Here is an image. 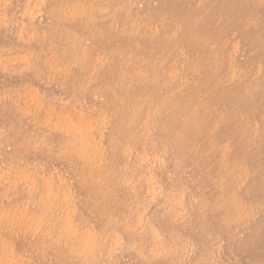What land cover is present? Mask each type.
Returning a JSON list of instances; mask_svg holds the SVG:
<instances>
[{"label": "rangeland", "instance_id": "obj_1", "mask_svg": "<svg viewBox=\"0 0 264 264\" xmlns=\"http://www.w3.org/2000/svg\"><path fill=\"white\" fill-rule=\"evenodd\" d=\"M166 1L0 0V243L9 264H264V0ZM41 136L38 148L31 140ZM98 167L117 188L95 205L83 171ZM35 225V237L18 232ZM6 257L0 251V263Z\"/></svg>", "mask_w": 264, "mask_h": 264}, {"label": "bare ground", "instance_id": "obj_2", "mask_svg": "<svg viewBox=\"0 0 264 264\" xmlns=\"http://www.w3.org/2000/svg\"><path fill=\"white\" fill-rule=\"evenodd\" d=\"M53 1H54V0H53ZM154 1H155V0H154ZM165 1H166V0H165ZM171 1H172V0H171ZM174 1H175V0H173V2H174ZM224 1H225V0H224ZM227 1H229V0H227ZM234 1H235V0H234ZM237 1H238V0H237ZM128 2H129V0H128ZM166 2H167V1H166ZM177 2H178V0H177ZM207 2H208V1H207ZM219 2H220V1H219ZM222 2H223V1H222ZM240 2H242V1H240ZM243 2H244V1H243ZM58 3H59V2H58ZM175 3H176V2H175ZM180 3H181V1H180ZM190 3H191V2H190ZM208 3H209V2H208ZM228 3H229V2H228ZM252 3H253V2H252ZM122 4H123V3H122ZM166 4H167V3H166ZM169 4H170V6L172 5L170 2H169ZM169 4H167V5H169ZM218 4H219V3H218ZM221 4H222V3H221ZM229 4H230V3H229ZM229 4H228V5H229ZM239 4H240V3H239ZM239 4L237 3V5H239ZM59 5H60V4H59ZM67 5H68V4H67ZM160 5H161V4H160ZM175 5H176V4H175ZM235 5H236V4H235ZM246 5H247V4H246ZM161 6H162V5H161ZM163 6H164V5H163ZM180 6H181V5H180ZM183 6H185V5H183ZM222 6H223V5H222ZM222 6H221V7H222ZM247 6H248V5H247ZM80 7H81V6H80ZM171 7H172V6H171ZM173 7H174V6H173ZM196 7H197V6H196ZM225 7H226V6H225ZM228 7H229V6H228ZM235 7H236V6H235ZM235 7H234V8H235ZM248 7H249V6H248ZM262 7H263V6H262ZM78 8H79V7H78ZM129 8H130V7H129ZM159 8H160V7H159ZM222 8H223V7H222ZM64 9H65V8H63V10H64ZM173 9H174V8H173ZM186 9H187V8H186ZM188 9H190L189 11H191L192 8L190 7V8H188ZM196 9H198V7H197ZM196 9H195V11H196V14H197L198 11H197ZM226 9H228V8H226ZM162 10H163V9H162ZM192 10H194V9H192ZM248 10H249V9H248ZM81 11H82V10H81ZM145 11H146V10H145ZM145 11H144V12H145ZM171 11H172V10H171ZM178 11H179V10H178ZM223 11H224V9H223ZM261 11H262V10H261ZM73 12H75V11H73ZM76 12H78V11H76ZM164 12H165V11H162V13H164ZM166 12L169 13V11H166ZM172 12H173V11H172ZM184 12H185V11H184ZM184 12H183V13H184ZM65 13H66V12H65ZM65 13H64V14H65ZM69 13H70V12H69ZM79 13H80V10H79ZM88 13H89V12H88ZM136 13H137V12H136ZM170 13H171V12H170ZM170 13H169V15H170L169 17L171 18V14H170ZM186 13H187V11H186L184 14L187 15ZM225 13H228V12H225ZM229 13H230V12H229ZM75 14H77V13H75ZM111 14H112V13H111ZM129 14H130V13H129ZM129 14H128V15H129ZM137 14H138V13H137ZM159 14H160V13H159ZM164 14H165V13H164ZM175 14H176V13H175ZM196 14H195V15H196ZM71 15H72V14H71ZM80 15H81V14H80ZM130 15H131V14H130ZM145 15H146V14H145ZM162 15H163V14H162ZM177 15H179V14H177ZM192 15H193V14H192ZM211 15H212V14H211ZM217 15H218V14H217ZM150 16H151V15H150ZM165 16H167V15H165ZM172 16H173V15H172ZM174 16H175V15H174ZM201 16H202V13H201ZM66 17H67V16H66ZM68 17H69V16H68ZM162 17H163V16H162ZM175 17H178V18H179V16H175ZM182 17H184V15H183ZM235 17H236V16H235ZM62 18H63V16H62ZM74 18H75V17H74ZM153 18H154V17H153ZM163 18H164V17H163ZM173 18H174V17H173ZM186 18H188V17L186 16L184 19H186ZM193 18H194V15H193ZM195 18H196V17H195ZM198 18H199V17H198ZM225 18H226V17H225ZM69 19H70V18H69ZM71 19H72V18H71ZM84 19H85V18H84ZM90 19H91V18H90ZM100 19H101V18H100ZM135 19H136V18H135ZM166 19H167V18H166ZM176 19H177V18H176ZM176 19H175V20H176ZM212 19H213V18H212ZM221 19H222V18H221ZM230 19H231V18H230ZM233 19H234V18H233ZM145 20H146V19H145ZM167 20H169V19H167ZM195 20H196V19H195ZM91 21H93V19H92ZM101 21H102V20H101ZM135 21H136V20H135ZM172 21H173V19H172ZM196 21H197V20H196ZM201 21H202V20H201ZM3 22H4V21H3ZM89 22H90V21H89ZM162 22H165V21L163 20ZM169 22H170V20H169ZM182 22H183V21H182ZM186 22H187V21H186ZM4 23H5V22H4ZM84 23H85V21H84ZM116 23H117V22H116ZM148 23H149V22H148ZM167 23H168V22H167ZM171 23H172V22H171ZM183 23H184V22H183ZM198 23H199V21H198ZM201 23H202V22H201ZM169 24H170V23H169ZM173 24H174V22H173ZM188 24H189V23H188ZM220 24H221V23H220ZM228 24H229V23H228ZM98 25H99V24H98ZM139 25H140V24H139ZM167 25H168V24H167ZM174 25H175V24H174ZM174 25L171 24L172 27H175ZM191 25H192V21H191ZM232 25H233V24H232ZM67 26H68V25H67ZM107 26H108V24H107ZM116 26H117V25H116ZM154 26H155V25H154ZM164 26H165V24H164ZM171 26H170V25H169V27L167 26V29L170 28ZM184 26H185V25H184ZM214 26H215V25H214ZM6 27H7V25L5 26V28H6ZM65 27H66V26H65ZM81 27H82V26H81ZM93 27H94V26H93ZM111 27H112V26H111ZM138 27H139V26H138ZM189 27H190V26H189ZM66 28H67V27H66ZM66 28H65V29H66ZM165 28H166V27H165ZM184 28H186V26H185ZM232 28H233V27H232ZM57 29H58V28H57ZM67 29H68V28H67ZM67 29H66V30H67ZM104 29H105V28H104ZM138 29H139V28H138ZM138 29H137V30H138ZM144 29H145V28H144ZM157 29H158V28H157ZM160 29H161V28H160ZM162 29H163V28H162ZM174 29H175V28H174ZM115 30H116V29H115ZM155 30H156V29H155ZM165 30H166V29H165ZM169 30H171V29H169ZM175 30H176V29H175ZM175 30H174V31H175ZM179 30H180V29H179ZM44 31H45V30H44ZM54 31H55V30H54ZM58 31H60V30H58ZM64 31H65V30H64ZM67 31H68V30H67ZM143 31H144V30H143ZM188 31H189V30H188ZM188 31H187V32H188ZM52 32H53V30H52ZM70 32H71V31H70ZM111 32H112V31H111ZM111 32L109 31V32H107V33H108V34H109V33L112 34ZM113 32H114V34H115V31H113ZM168 32H169V31H168ZM170 32H172V31H170ZM177 32H178V31H177ZM187 32H186V33H187ZM41 33H42V32H41ZM43 33H44V32H43ZM49 33H51V32H49ZM60 33H62V31H60ZM71 33H72V32H71ZM71 33H69V32L66 33V32H65V35L63 34V37H64V38H66V37L68 38V37L71 36ZM118 33H119V32H118ZM133 33H134V31H133ZM136 33L138 34V31H137ZM157 33H158V32H157ZM162 33H163V32H162ZM178 33H179V32H178ZM182 33H183V32H182ZM182 33H181V34H182ZM37 34H38V33H37ZM122 34H123V32L121 33V35H122ZM151 34H152V32H151ZM164 34H165V33H164ZM183 34H184V33H183ZM46 35H47V34H46ZM48 35H49V34H48ZM118 35L120 36V34H118ZM124 35H125V34H123V36H124ZM133 35H134V34H133ZM135 35H136V34H135ZM172 35H173V34H172ZM172 35H171V36H172ZM184 35L188 36V33H187V34H184ZM234 35H235V34H234ZM38 36H39V35H38ZM51 36H52V35H51ZM56 36H57V35H56ZM60 36H62V34L59 35L58 38H60ZM116 36H117V35H116ZM116 36H115V37H116ZM131 36H132V35H131ZM157 36H158V35H157ZM160 36H161V35H160ZM162 36H163V35H162ZM162 36H161V37H162ZM164 36H165V35H164ZM166 36L168 37V35H166ZM169 36H170V35H169ZM174 36H175V35H174ZM255 36H256V35H255ZM63 37H62L61 39H63ZM77 37H78V36H77ZM93 37H94V36H93ZM111 37H112V36H111ZM113 37H114V36H113ZM172 37H173V36H172ZM177 37H179V36H177ZM181 37H183V36L181 35ZM189 37H190V35H189ZM191 37H192V35H191ZM51 38H52V37H51ZM70 38H72V37H70ZM73 38H74V37H73ZM75 38H76V37H75ZM121 38H122V39H123V38L125 39V37H121ZM121 38H120V39H121ZM159 38H160V37H159ZM187 38H188V37H187ZM118 39H119V38H118ZM148 39H149V38H148ZM150 39H151V37H150ZM169 39L171 40L170 37H169ZM173 39H174V38H173ZM181 39H182V38H181ZM181 39H180V40H181ZM254 39H255V38H254ZM256 39H257V38H256ZM57 40H58V39H57ZM155 40H156V39H155ZM162 40H163V39H162ZM167 40H168V39H167ZM170 40H169V41H170ZM182 40H183V39H182ZM182 40H181V41H182ZM89 41H90V40H89ZM105 41H107V39H106ZM108 41H109V40H108ZM108 41H107V42H108ZM116 41H117V39H116ZM116 41H115V42H116ZM156 41H158V40H156ZM156 41H155V42H156ZM187 41H188V40H187ZM224 41H225V40H224ZM59 42H60V41H59ZM61 42H62V41H61ZM63 42H66V44H65V43H63V44L66 45L67 47H68V45H67L68 43H69V45H70V42H67L66 40L63 41ZM109 42H110V41H109ZM118 42H119V41H118ZM126 42H127V39H126ZM152 42H154V41L151 40V43H152ZM159 42H160V41H159ZM163 42H164V44H165V41H163ZM172 42H173V41H172ZM177 42H178V41H177ZM190 42H191V41H190ZM205 42H207V41H205ZM45 43H46V42H45ZM121 43H122V41H121ZM156 43H157V42H156ZM173 43H174V42H173ZM173 43H172V44H173ZM192 43H193V41H192ZM229 43H230V42H229ZM49 44H50V43H49ZM63 44H62V45H63ZM112 44H114V43H112ZM112 44L110 45L111 48H112ZM116 44H117V43H116ZM164 44H163V45H164ZM166 44H167V43H166ZM166 44H165V45H166ZM180 44H181V43H180ZM240 44H241V43H240ZM262 44H263V43H262ZM72 45H73V44H72ZM118 45H119V43L117 44V46H118ZM157 45H158V44H157ZM163 45H162V46H163ZM169 45H170V44H169ZM191 45H192V44H191ZM205 45H206V44H205ZM218 45H219V44H218ZM255 45H256V44H255ZM255 45H253V46H255ZM263 45H264V44H263ZM73 46H74V45H73ZM94 46H95V45H94ZM113 46H114V45H113ZM158 46H159V45H158ZM184 46H187V44L184 45ZM198 46H200V45H198ZM198 46H197V47H198ZM201 46H202V45H201ZM74 47H76V46H74ZM74 47H73V48H74ZM82 47H83V46H82ZM89 47H90V46H89ZM114 47H115V46H114ZM120 47H121V46H120ZM152 47H153V46H152ZM202 47H203V46H202ZM215 47H216V46H215ZM260 47H261V46H260ZM49 48H50V47H49ZM51 48H52V47H51ZM121 48H122V47H121ZM140 48H141V47H140ZM153 48H154V47H153ZM165 48H166V47H165ZM171 48H172V45H171ZM173 48L175 49V48H177V47H173ZM173 48H172V50H173ZM210 48H211V46H210ZM262 48H263V47H262ZM262 48H261V49H262ZM109 49H110V48H109ZM114 49H115V48H114ZM212 49H213V48H212ZM218 49H219V48H218ZM218 49H217V50H218ZM242 49H243V48H242ZM263 49H264V48H263ZM59 50H60V49H59ZM59 50H58V51H59ZM77 50H78V49H77ZM81 50H82V49H81ZM94 50H95V49H94ZM140 50H141V49H140ZM140 50H139V51H140ZM166 50L168 51L167 48H166ZM178 50H179V49H178ZM178 50H176V51H178ZM217 50H216V51H217ZM245 50H246V49H245ZM257 50H258V49H257ZM47 51H48V50H47ZM71 51H72V50H71ZM169 51H171V50H169ZM184 51H185V50H184ZM212 51H215V49H213ZM219 51H220V50H219ZM243 51H244V50H243ZM74 52H75V51H74ZM80 52H81V51H80ZM82 52H83V50H82ZM110 52H111V51H110ZM163 52H164V51H163ZM237 52H238V51H237ZM42 53H43V52H42ZM85 53H86V52H85ZM97 53H98V52H97ZM167 53H168V52H167ZM169 53H170V52H169ZM174 53H175V52H174ZM82 54H83V53H82ZM102 54H104V53H102ZM111 54H112V53H111ZM120 54H121V53H120ZM130 54H131V53H130ZM133 54H134V53H133ZM216 54H217V53H216ZM39 55H40V54H39ZM55 55H56V54H55ZM113 55H114V54H113ZM122 55H123V54H122ZM162 55H165V53H162ZM263 55H264V54H263ZM80 56H81V55H80ZM127 56H128V55H127ZM160 56H161V55H160ZM165 56H166V55H165ZM170 56H171V55H170ZM170 56H169V58H170ZM172 56H173V55H172ZM201 56H202V55H201ZM73 57H74V56H73ZM75 57H76V55H75ZM81 57H82V56H81ZM104 57H105V56H104ZM112 57H114V56H112ZM121 57H122V56H121ZM163 57H164V56H163ZM219 57H220V56H219ZM78 58H79V57H78ZM107 58H108V57H107ZM263 58H264V57H263ZM263 58H262V59H263ZM71 59H72V58H71ZM76 59H77V58H76ZM83 59H84V58H83ZM162 59H163V58H162ZM218 59H219V58H218ZM259 59H260V58H259ZM262 59H260V60H262ZM106 60H107V59H106ZM106 60H105V61H106ZM111 60H112V59H111ZM130 60H131V59H130ZM160 60H161V59H160ZM189 60H190V59H189ZM96 61H97V60H96ZM150 61H151V60H150ZM154 61H155V60H154ZM162 61H163V60H162ZM183 61H184V60H183ZM193 61H194V60H193ZM193 61H192V62H193ZM208 61H209V60H208ZM216 61H217V60H216ZM66 62H67V61H66ZM66 62H65V63H66ZM83 62H84V61H83ZM85 62H86V61H85ZM92 62H93V61H92ZM107 62H108V61H107ZM130 62H131V61H130ZM133 62H135V61H133ZM139 62H140V61H139ZM151 62H152V61H151ZM166 62H168V61H166ZM179 62H180V61H179ZM231 62H232V61H231ZM131 63H132V62H131ZM152 63H153V62H152ZM154 63H155V62H154ZM154 63H153V64H154ZM162 63H163V62H162ZM175 63H176V62H175ZM181 63L183 64V62H181ZM181 63H180V66H181ZM242 63H243V62H242ZM254 63H256V62H254ZM56 64H57V63H56ZM155 64H156V63H155ZM155 64H154V67H155ZM184 64H185V63H184ZM187 64H188V63H187ZM187 64H185V65H183V66H186ZM100 65H101V64H100ZM105 65H106V64H105ZM149 65H151V64H149ZM149 65H148V66H149ZM156 65H157V64H156ZM254 65H255V64H254ZM259 65H260V63H259ZM3 66H4V65H3ZM57 66H58V65H57ZM106 66H107V65H106ZM124 66H125V65H124ZM132 66H133V65H132ZM148 66H147V67H148ZM230 66H231V65H230ZM230 66L227 65V68H230V69H231ZM257 66H258V65H257ZM234 67H235V66H234ZM236 67L238 68V66H236ZM259 67H260V66H259ZM7 68H8V67H7ZM13 68H14V67H13ZM17 68H18V67H17ZM108 68H110V67H108ZM163 68H165V67H163ZM170 68H171V67H170ZM177 68H179V67L177 66ZM185 68H188V67L186 66ZM199 68H200V67H199ZM225 68H226V67H225ZM83 69H84V68H83ZM94 69H95V68H94ZM99 69H100V68H99ZM114 69H115V68H114ZM119 69H120V68H119ZM132 69H133V68H132ZM157 69H159V68H157ZM157 69H156V70H157ZM172 69H173V67H172ZM174 69H175V68H174ZM254 69H255V68H254ZM259 69H260V68H259ZM8 70H9V68H8ZM145 70H146V68H145ZM156 70H155L154 74L156 73ZM164 70H165V69H164ZM164 70L162 69V71H164ZM182 70H184V69H182ZM185 70H188V69H185ZM228 70H229V69H228ZM231 70H232V69H231ZM96 71H98V70H96ZM162 71H159V72H161V74H163V73L165 74V72H162ZM169 71H170V70L168 69V73H169ZM173 71H174V70H173ZM190 71H191V70H190ZM221 71H222V70H221ZM225 71H226V70H225ZM225 71H224V72H225ZM16 72H17V71H16ZM83 72H84V71H83ZM135 72H136V71H135ZM137 72H138L139 75H140V71H137ZM142 72H144V71H142ZM142 72H141V73H142ZM151 72H152V71L148 72V74H150ZM185 72H186V71H185ZM260 72H261V71H260ZM133 73H134V71H133ZM138 73H136V75H137ZM145 73H147V72H145ZM174 73H176V72H174ZM219 73H221V72H219ZM226 73H227V72H226ZM228 73H229V72H228ZM257 73H258V72H257ZM98 74H99V73H98ZM142 74H143V73H142ZM151 74H152V73H151ZM154 74H153V75H154ZM156 74H158V73H156ZM156 74H155V75H156ZM161 74H160V75H161ZM164 74H163V75H164ZM169 74H171V73H169ZM169 74H168V76H170ZM184 74H185V73H184ZM186 74H189V73H186ZM190 74H191V73H190ZM223 74H224V73H223ZM84 75H85V74H84ZM134 75H135V73L133 74V76H134ZM166 75H167V74H166ZM172 75H173V74H172ZM182 75H183V74H182ZM231 75H234V74H230V76H231ZM235 75H236V74H235ZM257 75H259V74H257ZM120 76H121V75H120ZM122 76L125 77L124 75H122ZM137 76H138V75H137ZM145 76H146V75H145ZM156 76H158V75H156ZM164 76H165V75H164ZM164 76H163V77H164ZM168 76H167V77H168ZM224 76H225V75H224ZM224 76H223V77H224ZM249 76H250V75H249ZM123 77H122V78H123ZM140 77H141V76H140ZM142 77H143V76H142ZM142 77L140 78L141 80L144 78V79L148 82V79H147V78H145V77L142 78ZM153 77H154V76H153ZM153 77H152V78H153ZM163 77H162V79H163ZM170 77H171V76H170ZM180 77H181V74H180ZM237 77H238V76H237ZM120 78H121V77H120ZM122 78H121V79H122ZM134 78H135V76H134ZM137 78H138V77H137ZM172 78H173V76H172ZM174 78H175V77H174ZM174 78H173V80H174ZM181 78H182V77H181ZM184 78H185V77H184ZM226 78H229V77L226 76ZM254 78H255V77H254ZM257 78H258V77H257ZM99 79H100V78H99ZM127 79H128V78H127ZM127 79H125V81H126ZM150 79H151V77H150ZM153 79H154V78H153ZM160 79H161V78H160ZM160 79H159V80H160ZM162 79H161V80H162ZM168 79H169V78H167L166 80H168ZM232 79H234V78H232ZM255 79H256V78H255ZM116 80H117V79H116ZM116 80H115V81H116ZM118 80H119V78H118ZM123 80H124V78H123ZM137 80H139V78H138ZM137 80H136V81H137ZM155 80H157V78H155ZM159 80H158V81H159ZM161 80H160V81H161ZM170 80H172V79H170ZM177 80H178V79H177ZM179 80H180V79H179ZM184 80H185V79H184ZM223 80H224V79H223ZM258 80H259V79H258ZM142 81H143V80H142ZM158 81H157V82H158ZM168 81H169V80H168ZM175 81H176V80H175ZM181 81H182V79H181ZM96 82H97V81H96ZM116 82L119 83L120 81H119V82L116 81ZM143 82H144V81H143ZM152 82H155V84H156V81H152ZM152 82H151V83H152ZM162 82H164V81H162ZM165 82L167 83V81H165ZM169 82H170V81H169ZM173 82H174V81H173ZM182 82H183V81H182ZM237 82H239V81L237 80ZM257 82H258V81H257ZM120 83L124 84L123 81L120 82ZM120 83H119V84H120ZM170 83H171V82H170ZM174 83H175V82H174ZM174 83H173V86H174ZM183 83H184V82H183ZM183 83H182V84H183ZM137 84H138V83H137ZM141 84H143V83H141ZM149 84H150V83H149ZM164 84H165V83H164ZM177 84H178V83H177ZM180 84H181V83H180ZM180 84H179L178 86H180ZM223 84H224V83H223ZM99 85H100V84H99ZM103 85H104V84H103ZM117 85H118V84H117ZM124 85H125V84H124ZM124 85H123V86H124ZM167 85H168V84H167ZM220 85H222V84H220ZM141 86H142V85H141ZM144 86H145V85H144ZM155 86H156V85H155ZM175 86H176V85H175ZM208 86H209V85H208ZM241 86H242V85H241ZM125 88H126V87H125ZM177 88H178V87H177ZM209 88H210V87H209ZM81 89H82V88H81ZM99 89H100V88H99ZM131 89H132V88H131ZM174 89H175V88H174ZM202 89H203V88H202ZM78 90H79V89H78ZM78 90H77V91H78ZM82 91H83V90H82ZM159 91H160V89H159ZM159 91H158V92H159ZM195 91H196V90H195ZM200 91H201V90H200ZM150 92H151V91H150ZM208 92H209V91H208ZM213 92H214V94L216 95V97H217L218 99H224V98H227L229 101L235 102V101H236V98H237L235 95H233V94H231V93L229 94V92H228V94H223V93H221V92L219 91L218 88H214V89H213ZM255 92H256V91H255ZM99 93H100V92H99ZM112 93H113V92H112ZM132 93H133V92H132ZM154 93H155V92H154ZM184 94H185V93H184ZM128 95H130V94H128ZM131 95H133V94H131ZM141 95H142V94H141ZM208 95H211V94L208 93ZM87 96H88V95H87ZM112 96H113V95H112ZM117 96H118V95H117ZM117 96H115L114 98H116ZM154 96H155V94H154ZM184 96H185V95H184ZM85 97H86V96H85ZM91 97H92V94H91ZM118 97H119V96H118ZM133 97H134V95H133ZM135 97H136V96H135ZM145 97L147 98V96H145ZM162 97H163V96H162ZM209 97H210V96H209ZM127 98H129V96L127 97L125 94L122 95L121 100H120V104H121V106L124 105V103L127 101ZM214 98H215V97H214ZM186 99H187V98H186ZM240 99H241V98H240ZM242 99H243V98H242ZM75 100H76V99H75ZM133 100H134V99H133ZM141 100H142V98H141ZM212 100H213V99H212ZM228 100H226V101H228ZM243 100H244V99H243ZM149 101H151V100L149 99ZM149 101H148V99H147V102H149ZM190 101H191V100H190ZM221 101H222V100H221ZM221 101H220V104H221ZM239 101H240V100H239ZM247 101L249 102L248 99H247ZM247 101H246V103H247ZM115 102H116V101H115ZM115 102H114V103H115ZM118 102H119V101H118ZM147 102L145 101V103H147ZM151 102H152V101H151ZM194 102H195V101H194ZM212 102H214V101H212ZM242 102H243V101H242ZM77 103H78V101H77ZM136 103H137V101H136ZM214 103H215V102H214ZM223 103H224V102H223ZM225 103H226V102H225ZM128 104H129V103H128ZM170 104H171V103H170ZM220 104H219V105H220ZM168 105H169V104H168ZM174 105H175V104H174ZM195 105H196V104H195ZM223 105H224V104H223ZM223 105H221V106H223ZM226 105H227V103H226ZM226 105H225V106H226ZM230 105H231V103H230ZM242 105H243V104H242ZM245 105H246V104H245ZM129 106H130V105H129ZM134 106H135V105H134ZM161 106H163V105H161ZM165 106H167V105H165ZM172 106H173V105H172ZM188 106H189V105H188ZM210 106H211V104H210ZM234 106H235V104H234ZM240 106H241V105H240ZM252 106H253V104H252ZM141 107H142V105H141ZM183 107H184V106H183ZM208 107H209V106H208ZM215 107H216V106H215ZM223 107H224V106H223ZM101 108H102V107H101ZM123 108H124V107H123ZM126 108H127V107H126ZM136 108H137V107H136ZM136 108H135V109H136ZM139 108H140V107H139ZM139 108H137V109H139ZM143 108H144V107H143ZM168 108H169V107H168ZM241 108H242V107H241ZM243 108H244V107H243ZM248 108H249V107H248ZM119 109H120V108H119ZM149 109H150V108H149ZM166 109H167V108H166ZM200 109H201V107H200ZM235 109H236V108H235ZM245 109H246V108H245ZM127 110H128V109H127ZM140 110H141V109H140ZM140 110H139V111H140ZM152 110H153V109H152ZM155 110H156V109H155ZM155 110H154V111H155ZM164 110H165V109H164ZM198 110H199V109H198ZM240 110H241V109H240ZM101 111H102V110H101ZM116 111H117V110H116ZM158 111H159V110H157V113H158ZM161 111H162V110H161ZM213 111H215V108H214ZM231 111H232V110H231ZM237 111H238V110H237ZM237 111H236V112H237ZM250 111H251V109H250ZM133 112H134V111H133ZM149 112H151V111H149ZM234 112H235V110H234ZM238 112H239V111H238ZM92 113H93V112H92ZM142 113H143V112H142ZM151 113H153V112H151ZM155 113H156V112H155ZM179 113H180V112H179ZM223 113H226V112H223ZM228 113H230V111H229ZM228 113H227V114H228ZM136 114H137V113H136ZM153 114H154V113H153ZM230 114H231V113H230ZM235 114H236V113H235ZM239 114H241V112H239V113L237 114V116H238ZM260 114H262V113H259V115H260ZM101 115H103V114H101ZM139 115H140V114H139ZM143 115H144V114H143ZM143 115H142V116H143ZM161 115H163V113H162ZM161 115L158 113V117H160ZM187 115H188V113H187ZM233 115H234V114H233ZM251 115H252V114H251ZM214 116H215V115H214ZM218 116H219V115H218ZM222 116H223V115H221V119L223 118ZM224 116H226V115H224ZM229 116H230V115H229ZM235 116H236V115H235ZM93 117H94V116H93ZM101 117H102V116H101ZM103 117H104V115H103ZM103 117H102V118H103ZM125 117H126V116H125ZM133 117H134V116H133ZM150 117H152L151 114H150ZM190 117H191V116H190ZM190 117H189V118H190ZM212 117H213V116H212ZM232 117H233V116H231V118H232ZM238 117H239V116H238ZM245 117H246V116H245ZM245 117H244V118H245ZM97 118H98V117H97ZM136 118H137V117H136ZM144 118H145V116H144ZM166 118H167V117H166ZM219 118H220V117H219ZM247 119H248V118H247ZM146 120H147V119H146ZM153 120H154V116H153ZM159 120H160V119H159ZM177 120H178V119H177ZM224 120H227V117H226L225 119H223V121H224ZM245 120H246V118H245ZM94 121H95V120H94ZM99 121L103 122L104 124H105V123L108 124V123H110V122L112 121V116L105 117V118H103V119H100ZM151 121H152V118H151L150 122H151ZM242 121H243V120H242ZM247 121H248V120H246V122H247ZM146 122H147V121H146ZM208 122H210V121H208ZM213 122H214V121H213ZM244 122H245V121H244ZM248 122H249V121H248ZM250 122H251V121H250ZM96 123H97V125H99V124H98L99 122H93L92 125H91V124H89V125H90V126H93V125H96ZM129 123H130V122H129ZM155 123H156V122H155ZM223 123H224V122H223ZM225 123H226V122H225ZM100 124H101V123H100ZM106 124H105V125H106ZM189 124H190V123H189ZM196 124H197V122H196ZM208 124H209V123H208ZM172 125H174V124H172ZM221 125H222V124H221ZM102 126H103V125H102ZM143 126H144V125H143ZM188 126H189V125H188ZM224 126H225V125H224ZM262 126H263V125H262ZM56 127H57V125L55 126V128H56ZM58 128H59V126H58ZM152 128H153V127H152ZM218 128H219V126H218ZM259 128L261 129V127H259ZM131 129H132V128H131ZM170 129H171V128H170ZM199 129H200V128H199ZM251 129H252V128H251ZM260 129H259V130H260ZM262 129H263V128H262ZM143 130H145V129H143ZM200 130H201V129H200ZM254 130H255V129H254ZM254 130H253V132H254ZM51 131H52V130H51ZM146 131H147V130H146ZM174 131H175V130H174ZM251 131H252V130H251ZM135 132H136V131H135ZM195 132H196V131H195ZM253 132H251V133L254 134ZM32 133H33V132H32ZM49 133H50V132H49ZM60 133H61V132H60ZM116 133H117V132H116ZM141 133H142V132H141ZM175 133H176V132H175ZM199 133H200V132H199ZM33 134H36V132L33 133ZM259 134H260V133H259ZM138 135H139V134H138ZM254 135L256 136V134H254ZM254 135H253V136H254ZM263 135H264V134H263ZM263 135H261V140H262V136H263ZM34 136H35V135H34ZM28 137H29V135H28ZM45 137H46V136H45ZM129 137H130V136H129ZM169 137H170V136H169ZM179 137H180V136H179ZM248 137H249V136H248ZM257 137H258V135H257ZM263 137H264V136H263ZM175 138H176V137H175ZM204 138H205V137H204ZM249 138H250V137H249ZM259 138H260V137H259ZM45 139H46V138H45ZM127 139H128V138H127ZM130 139H131V138H130ZM246 139H247V138H246ZM250 139H253V137L250 138ZM128 140H129V139H128ZM131 140H132V139H131ZM148 140H149V139H148ZM179 140H180V139H179ZM261 140H260V141H261ZM31 141H33L34 144H35L36 146H38V148H40L41 145H42L43 147L46 146V145H45V140H44V138H42V136H41V138H40V137L32 138ZM163 141H164V140H163ZM257 141L260 143L259 140H257ZM28 142H29V141H28ZM33 142H32V143H33ZM49 142H50V141H49ZM32 143H30V144L32 145ZM46 143H47V139H46ZM169 143H170V142H169ZM204 143H205V142H204ZM249 143H251V140H250ZM43 144H44L45 146H44ZM52 144H53V143H52ZM130 144H131V143H130ZM49 145H51V144H49ZM49 145H48L46 148H48ZM131 145H132V144H131ZM138 145H139V144H138ZM228 145H229V144H228ZM247 145H248V144H247ZM249 146H250V144H249ZM55 147H57V146H53V148H52V145H51V147H49V148H52L53 150H56L57 148H55ZM134 147H135V146H134ZM54 148H55V149H54ZM63 148H64V146H63ZM34 149H35V148H34ZM155 149H156V148H155ZM217 149H218V148H217ZM221 149H222V148H221ZM225 149H226V148H225ZM225 149H222V150H225ZM42 150H43V149H42ZM48 150H49V149H48ZM259 150H260V149H259ZM34 151H36V150H34ZM58 151H59V150H58ZM62 151H66V150L63 149ZM62 151H61V152H62ZM217 151H218V150H217ZM235 151H236V150H235ZM46 152H47V151H46ZM51 152H53V151H51ZM47 153H48V152H47ZM53 153H55V151H54ZM66 153H67V154H70L69 150H67ZM255 153H256V152H255ZM255 153H254V154H255ZM260 153H261V152H260ZM48 154H49V153H48ZM50 154H51V153H50ZM67 154H66V155H67ZM128 154H129V153H128ZM233 154H234V153H233ZM46 155H47V154H46ZM59 155H60V154H59ZM179 155H180V154H179ZM193 155H195V154H193ZM62 156H64V155H62ZM124 157H126V156H124ZM194 157H195V156H194ZM189 158H190V157H189ZM204 158H205V157H204ZM222 158H223V157H222ZM226 158H227V157H226ZM224 159H225V158H224ZM224 159H223V160H224ZM127 161H128V160H127ZM198 161H199V159H198ZM200 162H201V161H200ZM125 163H126V161H125ZM143 163H144V162H143ZM146 164H147V163H146ZM148 164H149V162H148ZM199 164H200V163H199ZM257 164H258V163H257ZM257 164H256V165H257ZM38 166H39V165H38ZM221 166H222V165H221ZM81 167H82V165H81ZM83 167H84V166H83ZM83 167H82V168H83ZM99 167H100V166H99ZM99 167L96 169L97 174L95 173V169H94V170L92 169L93 172L95 173V175H93V174H91V173H86V171L84 170V171H83V173H84V174H83V175H84V178H83V179H84V182L81 180L84 184H85V182H87L86 184H87V186H89V188H90L91 190H94V189H95V190L97 191L98 194H97L96 192L94 193V194L96 195V198H97V200H96V199L93 200V203H94L95 205H97L98 203L100 204L101 202L105 201L107 198H112V196L115 194V189L117 188V187H115L116 185H115V186H112V185H111V184H113V183H112L113 181H111V179L106 178V180H104V179L102 178V176H100V174L102 175L103 172L101 173V171H99ZM224 167H225V166H224ZM6 168H8V167H6ZM38 168H39V167H38ZM202 168H203V167H202ZM249 168H250V167H249ZM10 169H11V168L9 167V170H10ZM203 169H204V168H203ZM225 169H226V168H225ZM250 169H251V168H250ZM92 170H91V171H92ZM110 170H112V169H110ZM6 171H8V170L6 169ZM18 171H19V170H18ZM34 171H35V170H34ZM80 171H81V169H80ZM88 171H89V170H88ZM88 171H87V172H88ZM104 171H105V170H104ZM250 171H252V170H250ZM14 172H15V170H14ZM14 172H13V173H14ZM20 172H21V171H20ZM36 172H37V171H36ZM36 172H35V174H36ZM98 172H99V173H98ZM112 172H113V171H112ZM208 172H209V171H208ZM13 173H12V174H13ZM81 173H82V172H81ZM106 173H107V172H106ZM106 173H105V174H106ZM109 173H110V172H109ZM12 174H11V175H12ZM35 174H34V176H35ZM14 175H16V174H14ZM19 175H21V174L19 173ZM2 176H3V174L1 175V177H2ZM9 176H10V175H9ZM36 176H38V175L36 174ZM107 176H109V174H107ZM220 176H221V178H222V175H220ZM5 177H6V176H5ZM105 177H106V176H105ZM111 177H113V176H111ZM228 177H230L229 174H228ZM228 177H227V178H228ZM37 178H38V177H37ZM245 178H246V176H245ZM3 180H5V178H3ZM86 180H87V181H86ZM251 180H252V179H251ZM221 181H222V180H221ZM248 181H249V180H248ZM107 182H108V183H107ZM114 182H115V181H114ZM263 182H264V180H263ZM4 183H6V182H4ZM7 183H9V181H7ZM7 183H6V184H7ZM83 183H82V184H83ZM214 183H215V181H214ZM118 184H119V183H118ZM118 184H117V185H118ZM261 184H262V183H261ZM10 185H11V184H10ZM13 185H14V184H13ZM219 185H220V184H219ZM52 186H53V185H52ZM84 186H85V185H84ZM0 187H1V186H0ZM55 187H56V186H55ZM55 187H54V188H55ZM119 187H120V185H119ZM1 188H3V186H2ZM1 188H0V189H1ZM14 188H15V185H14ZM16 188H17V187H16ZM221 188H222V186H221ZM3 189L6 190V189H8V188H5V185H4V188H3ZM3 189H2V190H3ZM12 189H13V187H12ZM17 189H18V188H17ZM219 189H220V188H219ZM95 190H94V191H95ZM3 191H4V190H3ZM7 191H8V190H7ZM9 191H10V189H9ZM221 191H222V190H221ZM13 192H14V189H13V191H12V194H14ZM17 192H18V191H17ZM89 192H90V190H89ZM1 193H3V192L1 191ZM1 193H0V194H1ZM8 193H9V192H8ZM8 193H7V194H8ZM259 193H260V192H259ZM9 194H10V193H9ZM9 194H8V195H9ZM44 194H46V193H44ZM219 194H220V193H219ZM4 195H6V194H5V191H4ZM10 195H11V194H10ZM10 195H9V196H10ZM14 195H15V194H14ZM224 195H225V194H224ZM262 195H263V194H262ZM15 196H16V195H15ZM1 197H3V194H2ZM1 197H0V200H1ZM7 197H8V196H7ZM13 197H14V196H13ZM86 197H87V196H86ZM223 197H224V196H223ZM11 198H12V197H11ZM14 198H15V197H14ZM21 198H22V197H21ZM229 198H231V196H229ZM3 199H6V198L3 197ZM16 199H17V198H16ZM23 199H24V197H23ZM236 199H238V198H236ZM6 200H8V199H6ZM37 200H38V199H37ZM39 200H41V199H39ZM230 200H231V199H230ZM232 200H233V199H232ZM232 200H231V203L233 204ZM241 200H242V199H241ZM25 201H26V200H25ZM212 201H214V200H212ZM233 201H235V200H233ZM8 202H9V201H8ZM26 202H27V201H26ZM32 202H33V201H32ZM229 202H230V201H229ZM229 202H227V203H229ZM3 203H4V202H3ZM11 203H12V200H11ZM11 203H10V204H11ZM238 203H240V202H238ZM43 204H44V203H43ZM243 204H244V202H243ZM243 204H242V206H243ZM3 205H4V204H3ZM3 205H2V206H3ZM41 205H42V203H41ZM219 205H220V204H219ZM236 205H237L236 207L239 206L238 204H236ZM254 205H255V204H254ZM254 205H253V206H254ZM256 205H258V204H256ZM256 205H255V206H256ZM101 206H102V205H100L99 207H101ZM217 206H218V205H217ZM230 206H231V205H230ZM232 206L234 207L235 205H232ZM247 206L249 207L248 204H247ZM260 206H261V205H260ZM219 207H220V206H219ZM240 207H241V205H240ZM257 207L260 208L259 205L256 206L255 208H257ZM6 208H7V207H6ZM9 208H10V206H9ZM101 208H102V207H101ZM227 208H228V207H227ZM255 208H254V209H255ZM237 209H238V208H237ZM241 209H242V208H241ZM254 209H253V210H254ZM263 209H264V208H263ZM175 210H176V209H175ZM232 210L234 211V208H232ZM238 210H239V209H238ZM242 210H243V209H242ZM210 211H211V210H210ZM244 211H245V210H244ZM249 211H250V210H249ZM255 211H256V210H254V212H252L251 214L255 213ZM21 212H23V211L21 210ZM25 212H26V211H25ZM214 212H215V211H214ZM237 212H238V211H237ZM8 213H12V214H14V216H15L14 224H15V225H17L18 223H20V222H19V217H18V218L16 217V216H18V215H17V213H16L15 211H13V210L10 209L9 211L5 212V214H8ZM43 213H44V212H43ZM112 213H113V212H112ZM177 213H178V212H177ZM240 213H241V212H240ZM240 213H239V214H240ZM249 213H250V212H249ZM259 213H260V212H259ZM259 213H258V214H259ZM262 213H263V211H262ZM262 213H260V214H262ZM233 214H234V213H233ZM235 214H236V213H235ZM242 214H243V213H242ZM210 215H211V214H210ZM0 216H2V215H0ZM232 216H233V215H232ZM232 216H231V217H232ZM250 216H251V215H250ZM234 217H235L236 220H237V218H239V215H238L237 217H236V216H233V218H234ZM260 218H261V217H260ZM213 219H214V218H213ZM247 219H248V218H247ZM253 219H254V218H253ZM255 220H256V219H255ZM255 220H254V221H255ZM212 221H213V220H212ZM223 222H224V221H223ZM236 222H237V221H236ZM244 222H245V219H244ZM249 222H250V221H249ZM23 223H24V222H23ZM34 223H35V222H34ZM34 223H33V225H34ZM232 224H233V223H232ZM20 225H21V224H20ZM220 225H221V224H220ZM223 226H224V225H223ZM34 227H36L37 231H36L35 228H34V229H35V230H34L33 227H31V229H33V231H31V232H23L24 230H23V231L18 230V232H20V233L26 235V237L29 236V237L32 238V237L37 236V235H38L37 232H39V231H38V228H37V225H35ZM225 228H226V226H225ZM229 228H230V226H229ZM31 229H30V230H31ZM60 229H61V228H60ZM225 230H226V229H225ZM41 231H42V230H41ZM41 231H40V232H41ZM70 231H71V230H70ZM70 231H68V232H70ZM18 232L14 233L13 236H14V237H15L16 235L18 236ZM43 232H44V230H43ZM71 233H72V232H71ZM20 235H21V234H20ZM90 235H91V234H90ZM88 238H89V236H88ZM18 239H19V238H18ZM74 239H75V238H74ZM84 239H86V238H84ZM84 239H83V241H84ZM89 239H91V238H89ZM89 239H87V240L89 241ZM95 240H96V239H95ZM250 240H251V239H250ZM258 240H259V239H258ZM83 241H82V242H83ZM88 241H87V242H88ZM90 241H91V240H90ZM92 241H93V239H92ZM96 241H97V240H96ZM87 242H86V244H87ZM257 242H258V241H257ZM6 243H8V242H6ZM58 243H59V242H58ZM90 243H91V242H90ZM44 244H45V243H44ZM44 244H43V246H44ZM61 244H62V243H61ZM95 244H97V243H95ZM84 245H85V244H84ZM84 245H83V247L86 249L87 247H85ZM43 246H40V247L42 248ZM87 246H88V245H87ZM8 247H9L8 245H4V243H0V251L4 250L5 253H7V257H6V259L2 258V262H1L2 264H9V263L12 262V261L9 262V261H10V258H9L8 255H9L10 250H9ZM40 247H39V248H40ZM91 247H92V246H91ZM258 247H259V246H258ZM52 248H53V247H50V249H42V250H43V252L48 253V252H51V251H52ZM88 248L90 249V247H88ZM113 248H114V247H113ZM14 250H15V249H14ZM81 250H82V249H81ZM81 250H80V251H81ZM83 250H84V249H83ZM83 250L81 251L82 253H85V252H86V254H92V253H90V252L87 253L89 250H88V251H87V250H86V251L84 250L85 252H84ZM92 250H93V248H92ZM92 250H91V251H92ZM258 250H259V249H258ZM22 251H23V250H22ZM40 252H41V250H40ZM74 252H75V251H74ZM81 252H80V253H81ZM78 253H79V252H78ZM78 253H77V254H78ZM82 253H81V255H82ZM66 256H67V255H66ZM77 256H78V255H77ZM49 257H50V256H49ZM86 257L88 258V256H86ZM90 257H91V256H90ZM77 258H79V256H78ZM59 260H60V259H59ZM50 261H51V259H50ZM60 261H61V260H60ZM1 263H0V264H1ZM52 263H53V261H52Z\"/></svg>", "mask_w": 264, "mask_h": 264}]
</instances>
